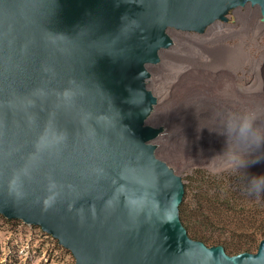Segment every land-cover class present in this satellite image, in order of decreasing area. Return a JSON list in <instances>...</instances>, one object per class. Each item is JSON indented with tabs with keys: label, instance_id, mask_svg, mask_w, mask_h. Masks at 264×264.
Masks as SVG:
<instances>
[{
	"label": "water",
	"instance_id": "obj_1",
	"mask_svg": "<svg viewBox=\"0 0 264 264\" xmlns=\"http://www.w3.org/2000/svg\"><path fill=\"white\" fill-rule=\"evenodd\" d=\"M264 0H0V215L76 264H264L193 239L181 175L157 154L149 64Z\"/></svg>",
	"mask_w": 264,
	"mask_h": 264
},
{
	"label": "bare ground",
	"instance_id": "obj_2",
	"mask_svg": "<svg viewBox=\"0 0 264 264\" xmlns=\"http://www.w3.org/2000/svg\"><path fill=\"white\" fill-rule=\"evenodd\" d=\"M234 9L242 27L216 20L202 35L171 28L173 44L148 65L157 104L147 122L161 130L157 154L179 175L203 163L264 175V21L257 6Z\"/></svg>",
	"mask_w": 264,
	"mask_h": 264
},
{
	"label": "trees",
	"instance_id": "obj_3",
	"mask_svg": "<svg viewBox=\"0 0 264 264\" xmlns=\"http://www.w3.org/2000/svg\"><path fill=\"white\" fill-rule=\"evenodd\" d=\"M201 181L192 194L185 186L180 205L181 220L189 235L209 246L223 245L231 255L256 252L264 238V208L253 203L247 191L233 189L234 181L228 176L204 174Z\"/></svg>",
	"mask_w": 264,
	"mask_h": 264
},
{
	"label": "rangeland",
	"instance_id": "obj_4",
	"mask_svg": "<svg viewBox=\"0 0 264 264\" xmlns=\"http://www.w3.org/2000/svg\"><path fill=\"white\" fill-rule=\"evenodd\" d=\"M253 10L254 7L251 5L250 7H241V12ZM236 11L237 9L231 10L227 15V21L223 22L240 28L242 27V22L238 19ZM174 31L176 30H169V35L172 36ZM192 33L202 35L205 32L198 33L193 31ZM261 39L260 42L264 44V36ZM239 41V38H232L229 43L236 44ZM151 125L154 126L153 124ZM169 165L174 167L170 163ZM204 174L228 176L234 181L235 186L233 189L242 188L247 192L253 176L247 165L238 163L219 167H214L210 163L193 165L181 173L188 192L192 194L197 190V187L201 185ZM247 196L253 203H257L264 208V192L259 194H250L248 192ZM8 220L10 219L0 217V264H76L72 252L57 244L46 234H43L38 226H30L20 220V222H9Z\"/></svg>",
	"mask_w": 264,
	"mask_h": 264
},
{
	"label": "clouds",
	"instance_id": "obj_5",
	"mask_svg": "<svg viewBox=\"0 0 264 264\" xmlns=\"http://www.w3.org/2000/svg\"><path fill=\"white\" fill-rule=\"evenodd\" d=\"M248 131H251V125L249 124ZM258 161H253V163ZM248 192L250 194H259L264 192V175H253L248 185Z\"/></svg>",
	"mask_w": 264,
	"mask_h": 264
},
{
	"label": "built area",
	"instance_id": "obj_6",
	"mask_svg": "<svg viewBox=\"0 0 264 264\" xmlns=\"http://www.w3.org/2000/svg\"><path fill=\"white\" fill-rule=\"evenodd\" d=\"M25 224V223H24ZM31 226V225H30ZM42 230V229H41ZM42 233L44 234V231L42 230ZM46 233V232H45Z\"/></svg>",
	"mask_w": 264,
	"mask_h": 264
}]
</instances>
